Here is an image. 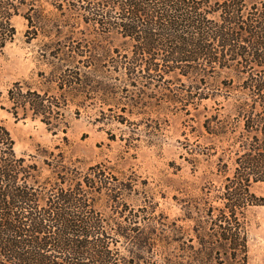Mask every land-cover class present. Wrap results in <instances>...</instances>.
I'll return each instance as SVG.
<instances>
[{
	"label": "trees",
	"instance_id": "16d2710c",
	"mask_svg": "<svg viewBox=\"0 0 264 264\" xmlns=\"http://www.w3.org/2000/svg\"><path fill=\"white\" fill-rule=\"evenodd\" d=\"M45 3L50 14L121 39L112 65L134 88L131 83L149 88L185 80V90H165L166 102L194 110L213 101L216 115L204 116L200 125L226 143L232 167L215 196L221 206L208 216L231 260L247 264L243 215L264 205V195L252 190L264 187V0H0V54L15 37L13 18L22 16L30 27L31 14L45 11ZM223 73L222 86H214ZM74 78L78 82L68 88L76 90L79 74ZM8 98L15 115L30 113L55 133L59 99L24 91L19 82ZM92 172L91 179L52 170L41 179L40 167L16 155L0 125V264H132L126 255L130 228L99 210L102 182Z\"/></svg>",
	"mask_w": 264,
	"mask_h": 264
},
{
	"label": "rangeland",
	"instance_id": "374dc122",
	"mask_svg": "<svg viewBox=\"0 0 264 264\" xmlns=\"http://www.w3.org/2000/svg\"><path fill=\"white\" fill-rule=\"evenodd\" d=\"M45 6L31 14L30 27L22 16L13 18L15 37L0 54V125L16 155L33 160L41 179L52 170L92 179L94 169L102 182L99 210L130 228L126 255L132 264H236L213 235L215 222L208 216L221 206L215 196L232 167L226 143L200 125L204 116L216 115L213 101L202 102L207 111L166 102L165 90H185V80L149 88L131 83L134 88L112 65L121 39L50 14ZM74 73L80 78L76 90L68 88L78 82ZM225 76L212 84L221 87ZM16 82L24 91L59 99L55 133L30 113L14 114L8 90ZM252 190L264 195L261 185ZM243 221L247 247L249 239L264 258V205L249 207Z\"/></svg>",
	"mask_w": 264,
	"mask_h": 264
},
{
	"label": "crops",
	"instance_id": "0c3cea01",
	"mask_svg": "<svg viewBox=\"0 0 264 264\" xmlns=\"http://www.w3.org/2000/svg\"><path fill=\"white\" fill-rule=\"evenodd\" d=\"M252 243L254 242L248 239V264H264V258L257 254V249L254 248Z\"/></svg>",
	"mask_w": 264,
	"mask_h": 264
}]
</instances>
